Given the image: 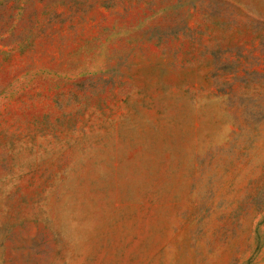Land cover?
I'll use <instances>...</instances> for the list:
<instances>
[{"label":"rangeland","instance_id":"374dc122","mask_svg":"<svg viewBox=\"0 0 264 264\" xmlns=\"http://www.w3.org/2000/svg\"><path fill=\"white\" fill-rule=\"evenodd\" d=\"M0 264H264V0H0Z\"/></svg>","mask_w":264,"mask_h":264}]
</instances>
